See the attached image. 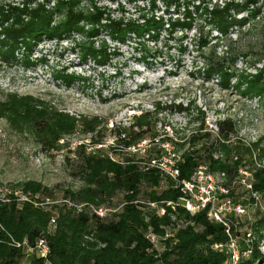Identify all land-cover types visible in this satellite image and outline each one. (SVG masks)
Returning <instances> with one entry per match:
<instances>
[{"label": "trees", "instance_id": "trees-1", "mask_svg": "<svg viewBox=\"0 0 264 264\" xmlns=\"http://www.w3.org/2000/svg\"><path fill=\"white\" fill-rule=\"evenodd\" d=\"M49 1H52L53 7L48 9L46 6ZM84 1L85 6H80L83 0H19L11 5L0 1V60L7 63L14 59V52H28L29 47L42 37L56 41L69 38L70 33L75 32L81 37L78 42H74L78 47V60L84 61L85 57H89L93 63L99 64L106 61L108 56L103 39L98 38L96 41L99 32H103L110 41L120 44L130 38L143 48L142 35H145V39H154L159 30L167 34L175 29L189 30L191 15L198 10L206 25H197L194 30L195 49L202 55L200 69L203 78L214 79L220 90L230 87L241 96L260 97L259 102L264 109V53H253L252 57L258 55L262 63L260 67H253L254 58L250 62L254 72L249 74L233 68L236 54L217 56L213 51L218 42L224 50L230 51L228 48L233 41L229 39L228 33H239L240 28L248 26L247 20H252L260 12L262 0H224L220 5L212 3L210 6L201 0H159L162 7L160 13L168 15V5L171 4L170 10L179 13L180 20L170 17L163 20L159 15H153L156 0H140L144 3L135 7L137 12L134 19L110 17L102 7L95 6L93 0ZM194 1L196 4H193ZM178 7L180 12L177 11ZM240 11H244L245 15L234 18ZM211 30L214 34L209 37ZM210 38L213 40L211 43ZM94 41L96 46H93ZM263 44L264 33L259 46ZM209 49V56L204 55ZM56 78L64 84L70 83L72 79L62 74ZM231 78L233 81L229 82ZM174 107L178 112V107ZM146 115L144 112L132 116L129 126L113 131L114 147L107 145L94 149L96 144H102L101 133L104 131L96 118L72 117L29 96H3L0 101V121L4 120L12 132L27 134L42 149L56 151L64 146V143H59L60 137L73 133L74 126L78 125L82 134H91L87 144L91 148L84 151L83 147L86 146L76 144L72 150L79 159L75 167L80 184L75 190L65 188L59 196H55L35 180H23L11 187L22 190L38 203L44 200L60 203L50 202L39 207L24 201L15 203L9 200L0 204V264H19L24 256L28 257L25 264H225V252L210 249L211 245L227 240L220 224L209 223L201 213L187 215L179 207L170 211L163 204L160 205L161 201L174 202L178 193L170 187L168 180H164L166 185L160 188L157 171L150 168L142 170L134 154L123 157L117 155L116 162L107 157L105 150L111 153L116 147L125 149L144 139L145 134L149 139L156 137L153 123L149 122ZM201 125L202 121L198 122L195 130H201ZM216 125L221 138L232 133L234 127L230 120L217 122ZM209 137L202 131L189 134L185 142L169 141L172 147L181 151L175 164L179 180L188 178L194 167L202 162L209 172H228L242 165V160L249 154L246 147L235 143L225 146L216 139L208 142ZM185 144L187 146L183 149ZM253 146L256 147V144ZM216 150L221 155L212 160L210 156ZM149 152L155 153L150 148ZM258 152L259 158L264 154V148L259 147ZM231 153L235 154L236 160L229 161ZM253 177L255 182L252 188L260 190L264 182L260 171H255ZM115 195L120 196L121 201L113 207L111 199ZM147 201L160 205L162 215L156 216L154 210L141 204ZM77 204L81 205L75 209L73 206ZM91 206L109 207L112 211L98 218L90 211ZM170 214L175 220L181 221L175 230L169 220ZM51 217L53 224L48 228ZM165 227L169 229L168 236L163 235ZM236 228L241 230L233 226L229 232L231 236L237 237L238 251H242L245 248L241 242L243 237L241 231L237 236ZM249 228L254 237L249 245L250 253L238 258L235 264L263 261L264 257H260L255 249V242L263 237L264 217L254 220ZM146 230L158 236L161 242L158 250L143 238ZM37 238L42 239L47 246L44 258L25 253V247H33ZM11 241L18 247H13Z\"/></svg>", "mask_w": 264, "mask_h": 264}, {"label": "rangeland", "instance_id": "rangeland-1", "mask_svg": "<svg viewBox=\"0 0 264 264\" xmlns=\"http://www.w3.org/2000/svg\"><path fill=\"white\" fill-rule=\"evenodd\" d=\"M0 1L10 5L19 2ZM93 1L108 16L124 19H134L137 12L135 7L144 3L140 0ZM201 1L210 6L212 3L220 5L224 0ZM159 2H155L153 15L157 14L163 20L166 17L180 20V14L170 10L171 4L168 5V15L160 13L162 7ZM80 4L86 5L84 0ZM51 7L52 1H49L46 8ZM259 10L252 20H247L248 26L240 28L239 33H228L229 39L233 41L228 48L229 52L219 42L213 47L217 56L236 54L232 66L237 71L244 70L252 74L254 68L250 66V62L256 59L253 67H260L262 63L258 55L252 56L255 51L264 53V44L259 46L264 33V0L260 3ZM177 11L180 12V7ZM244 13L240 11L234 18H239ZM198 14L196 10L191 15L193 17L189 30L175 29L169 34L159 30L154 39H145V35H142L143 48L134 44L130 38L120 44L110 41L103 32H99L96 41L98 38L103 39L108 50L107 60L99 64L93 63L89 57H85L84 61L78 60V47L74 44L81 38L78 33L72 32L69 38L56 41L42 37L29 47L28 52H14V59L7 63L0 60V101L5 94L29 96L72 117L96 118L103 125L104 131L101 134L102 144L105 145H109L110 139L114 141L113 131L126 128L130 125L132 116L146 112V118L153 123L156 137L149 139L145 134L143 138H147L148 143L142 145L141 153L134 152V157L139 162L146 156L169 157L165 154L166 151L174 157L180 156L181 151L172 147L169 141L185 142L189 134L202 131L210 136L208 142L216 139L219 143L230 146L234 143L239 145L241 140L249 143L255 140L257 146L264 147V109L259 102L261 98L241 96L230 87L220 90L214 79L203 78L200 69L202 55L195 49L194 30L197 25H206L202 21V13ZM213 34L211 30L209 37ZM211 42L213 40L210 38ZM95 44L94 41L93 46ZM178 48L182 50L179 51ZM222 51L224 54H221ZM209 53L210 49L204 55L209 56ZM58 74L71 76L70 83L64 84L61 79L56 78ZM232 81L231 78L229 82ZM174 105L179 111L183 108L186 110L176 112ZM225 120H230L234 127L232 133L221 138L217 134L216 123ZM201 121V130H195L197 123ZM132 129L136 130L134 127ZM72 131L73 133L60 137L59 143H64L63 147L51 151L39 147L27 134L12 132L4 120L0 121V187L11 188L23 180H35L55 196H59L65 188L75 190L80 184L75 167L79 159L72 150L78 144L86 146L83 147L84 151H88L91 148L87 145L91 134H82L78 125ZM165 142L167 147H158ZM186 146L187 144L183 149ZM149 148L155 153L150 154ZM105 152L116 158L117 155L123 157L128 154L117 147L111 153L107 150ZM219 153L216 150L210 158L214 160L221 155L217 156ZM256 155L259 159L258 154ZM111 200L113 207L121 201L118 195ZM239 232L240 229L236 228L237 236ZM262 234V239L255 242V249L263 258L264 228ZM26 261L28 257L24 256L19 264H25ZM254 264H264V258L262 262L255 261Z\"/></svg>", "mask_w": 264, "mask_h": 264}, {"label": "built area", "instance_id": "built-area-1", "mask_svg": "<svg viewBox=\"0 0 264 264\" xmlns=\"http://www.w3.org/2000/svg\"><path fill=\"white\" fill-rule=\"evenodd\" d=\"M148 140L142 139L138 142H134L125 149H120L122 151H127L128 155L136 154L140 152L141 147ZM225 142V141H224ZM226 141L225 143H228ZM255 140L251 143L247 141H240L238 144L242 147L248 149L249 154L246 155L245 160H242V165H237L228 172H209L205 163H199L194 167L186 179L179 180L177 178V169L175 167L176 162L179 159V155L174 157V155L168 153L165 154L169 157H163L162 155L157 156H146L145 159H141L137 162L138 166L145 170L150 168L157 171L160 175V188L165 186V181L171 184V188L176 190L177 199L174 202L161 201L159 204H163L172 211L174 208L179 207L182 211L186 212L187 215L193 213H201L209 223L220 224L222 227L223 234L225 235V242L220 244H213L210 249L217 252H225V264H235L238 258H244L250 253L249 245L252 237L251 231L249 230V225L256 219L264 217V182L260 190H255L252 188L253 182H255L253 173L255 171H260V175L264 178V154L257 159L258 148L261 146L254 147ZM223 143V142H221ZM107 145L96 144L93 146L94 149H100ZM114 147L113 141L110 139L109 145ZM167 147V142L159 145L160 148ZM263 147V146H262ZM264 148V147H263ZM143 151V150H142ZM141 151V152H142ZM140 152V153H141ZM107 154V153H106ZM220 153L217 155L219 156ZM110 161L116 162L118 158L107 154ZM216 159V158H215ZM236 160L235 154H230L229 161ZM165 180V181H164ZM14 201L15 203H20L24 201L32 206L41 207L43 204H48L52 201L44 200L43 203H38L35 200H31L27 194H24L22 190L11 189L10 187H0V204L6 203L8 201ZM52 203H60L59 201ZM141 203V202H140ZM70 205L69 203H66ZM147 209L154 210V213L158 211V216L162 215V207L156 205L150 201L141 203ZM81 204L73 206L75 209L79 208ZM98 218L103 217L105 212H111L109 207L105 208H89ZM157 210V211H156ZM155 214V215H156ZM156 215V216H157ZM169 220L174 224V230L181 224L179 219H174L173 215H169ZM251 222V223H250ZM53 224V217L48 220V228ZM233 226H243L241 228V242L245 245L244 250L238 251L236 236H231L230 228ZM163 235H170L167 231V227L163 228ZM143 238L148 241L153 248H160L161 242L158 236H155L152 232L146 230L143 233ZM13 247H18V244L10 242ZM46 245L44 241L37 238L33 247H25V253H31L34 256H40L44 258L47 253Z\"/></svg>", "mask_w": 264, "mask_h": 264}]
</instances>
